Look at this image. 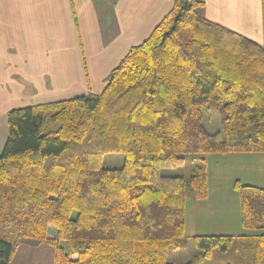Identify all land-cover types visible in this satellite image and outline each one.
Masks as SVG:
<instances>
[{
    "label": "trees",
    "instance_id": "trees-1",
    "mask_svg": "<svg viewBox=\"0 0 264 264\" xmlns=\"http://www.w3.org/2000/svg\"><path fill=\"white\" fill-rule=\"evenodd\" d=\"M204 7L175 0L102 94L8 113L0 264L23 243L54 246L56 264H171L189 240L199 252L187 264L236 241L251 243L255 264L264 263V188L236 184L253 235L186 234L187 201L208 195L206 157L264 152V42L206 18ZM204 110L220 115L217 132ZM108 154H123V167L105 168ZM188 158L190 177L174 174Z\"/></svg>",
    "mask_w": 264,
    "mask_h": 264
},
{
    "label": "crops",
    "instance_id": "crops-1",
    "mask_svg": "<svg viewBox=\"0 0 264 264\" xmlns=\"http://www.w3.org/2000/svg\"><path fill=\"white\" fill-rule=\"evenodd\" d=\"M203 16L264 42L261 0H202ZM175 0H0V154L8 113L104 92L110 74L173 10ZM208 195L186 203V234L249 236L242 185L264 188V152L206 157ZM54 246L23 243L10 264H56Z\"/></svg>",
    "mask_w": 264,
    "mask_h": 264
},
{
    "label": "rangeland",
    "instance_id": "rangeland-1",
    "mask_svg": "<svg viewBox=\"0 0 264 264\" xmlns=\"http://www.w3.org/2000/svg\"><path fill=\"white\" fill-rule=\"evenodd\" d=\"M204 124L206 128L215 133L220 129L221 118L216 112L204 110ZM125 157L123 154H108L104 157L103 165L108 169L122 168ZM194 162L191 158L187 159V163L181 170H174V174H179L189 178ZM56 230H51V235L54 236ZM199 250L194 243L189 240L186 247L180 251L172 252L167 259L171 264H187L194 256L198 254ZM255 256L251 249V243L236 241L233 247L228 252H222L215 249L210 258L204 260L203 264H255ZM259 264H264L263 262Z\"/></svg>",
    "mask_w": 264,
    "mask_h": 264
}]
</instances>
